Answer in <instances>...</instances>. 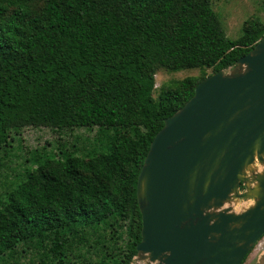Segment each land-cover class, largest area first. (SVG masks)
Masks as SVG:
<instances>
[{"label":"trees","instance_id":"obj_1","mask_svg":"<svg viewBox=\"0 0 264 264\" xmlns=\"http://www.w3.org/2000/svg\"><path fill=\"white\" fill-rule=\"evenodd\" d=\"M211 2L0 0V148L11 130L29 126L138 133L119 136L107 154L33 169L0 209V254L36 236L52 264H71L77 241L62 236L69 222L106 223L126 232L118 264H131L141 231L136 180L149 145L208 76L154 99L156 71L225 70L264 37V21L251 17L229 40ZM77 260L91 263L86 254Z\"/></svg>","mask_w":264,"mask_h":264},{"label":"water","instance_id":"obj_2","mask_svg":"<svg viewBox=\"0 0 264 264\" xmlns=\"http://www.w3.org/2000/svg\"><path fill=\"white\" fill-rule=\"evenodd\" d=\"M238 200L252 204L236 213ZM136 202L131 264H242L264 236V37L163 120Z\"/></svg>","mask_w":264,"mask_h":264},{"label":"rangeland","instance_id":"obj_3","mask_svg":"<svg viewBox=\"0 0 264 264\" xmlns=\"http://www.w3.org/2000/svg\"><path fill=\"white\" fill-rule=\"evenodd\" d=\"M211 4L229 40L240 36L242 24L249 18L258 17L264 21V0H212ZM210 73L209 69H159L154 76L153 98L157 99L160 91L170 89L178 81ZM136 131L98 126H29L11 130L7 142L0 148V209L7 202V195L24 183L33 169L68 158L83 159L100 153L107 154L119 136L127 133L130 137L137 138ZM251 204V201L238 200L232 207L234 212L239 213ZM67 218L71 219L72 216ZM62 236L70 241H77V249L70 259L71 264H82L77 258L84 254L89 257V264H118L122 259V247L127 240L126 232L122 233L116 226L110 227L106 223L84 228L79 222L70 221L62 231ZM47 247V240L36 236L11 242L0 254V264H52ZM242 264H264V236Z\"/></svg>","mask_w":264,"mask_h":264}]
</instances>
